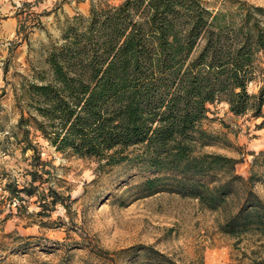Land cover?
<instances>
[{
	"label": "trees",
	"instance_id": "1",
	"mask_svg": "<svg viewBox=\"0 0 264 264\" xmlns=\"http://www.w3.org/2000/svg\"><path fill=\"white\" fill-rule=\"evenodd\" d=\"M260 18L215 10L203 0L94 6L86 27L71 26L50 50L51 76L39 74L17 94L24 150L37 151L27 122L33 120L59 150L96 158L102 166L142 160L161 173L143 182L150 192L168 182L171 191L223 211L222 229L230 235L264 236V200L255 190L264 174L254 168L245 177L237 173L236 158L205 152L213 142L202 126L217 100L236 115L263 118L264 126V80L258 93L249 91L264 51ZM33 159L31 183L20 188L9 182L12 195H33L40 164L52 173L40 154ZM254 166L264 167V150ZM156 253L159 264H181ZM241 264H264V258Z\"/></svg>",
	"mask_w": 264,
	"mask_h": 264
},
{
	"label": "rangeland",
	"instance_id": "2",
	"mask_svg": "<svg viewBox=\"0 0 264 264\" xmlns=\"http://www.w3.org/2000/svg\"><path fill=\"white\" fill-rule=\"evenodd\" d=\"M125 0H0V264H159L156 251L181 264H241L264 258V236L234 237L223 231V211L193 196L171 191L168 182L150 192L143 182L158 176L142 160L102 166L96 158L59 150L27 121L37 146L24 150L25 129L17 94L38 75L51 76L48 56L71 26L85 28L94 6ZM215 10L257 14L264 0H203ZM264 80V51L258 54L249 91ZM25 117L29 118L28 109ZM263 118L236 115L224 100L210 105L202 126L211 134L205 152L237 159V173L249 177L264 150ZM47 168L33 195L17 197L9 182L29 185L34 154ZM255 190L264 200V175ZM232 208V207H231ZM231 210V209H229ZM148 247L156 251L149 254ZM253 249L256 252L253 253ZM247 252V253H245Z\"/></svg>",
	"mask_w": 264,
	"mask_h": 264
}]
</instances>
